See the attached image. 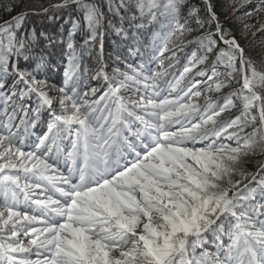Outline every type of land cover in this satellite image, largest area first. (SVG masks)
<instances>
[{"label": "snow or ice", "instance_id": "obj_1", "mask_svg": "<svg viewBox=\"0 0 264 264\" xmlns=\"http://www.w3.org/2000/svg\"><path fill=\"white\" fill-rule=\"evenodd\" d=\"M205 3L208 22L196 0H55L18 15L20 0H0V264H264V70L215 0ZM231 7L237 18L244 13L246 36L264 40V0H231ZM76 12L83 20L72 30L61 88L46 74L65 41L32 18L56 24ZM109 30L126 39L134 30L155 32L148 45L136 31L133 55L154 53L164 70L119 57L128 70L111 72ZM82 34L90 37L84 49ZM97 42L94 79L105 87L85 93L92 77L84 61ZM193 44L203 55L178 75L180 52ZM237 74L243 86L216 99ZM49 110L51 132L39 151H28L32 129ZM67 141L70 174L55 162L68 155ZM255 157L258 172L249 170ZM26 205L38 214H26ZM209 234L218 252L207 250Z\"/></svg>", "mask_w": 264, "mask_h": 264}, {"label": "trees", "instance_id": "obj_2", "mask_svg": "<svg viewBox=\"0 0 264 264\" xmlns=\"http://www.w3.org/2000/svg\"><path fill=\"white\" fill-rule=\"evenodd\" d=\"M21 3H23V7L18 8L17 13L15 15H18L20 12L27 10H44V5H47L51 7L52 3L55 2V0H20ZM95 2V0H93ZM217 4V10L222 17L224 24L231 29L236 36H238L244 46L248 49V56L251 60H254L257 63V66L264 70V40L257 41L253 43L247 36L244 31V13H241V18L235 17L233 14L235 13L236 9L231 7V0H215ZM196 3L200 6L202 9V17L203 19L208 22L210 20V13L208 11V6L205 3L204 0H196ZM8 19H11L12 16H8ZM0 19H3L0 17ZM33 23H39L41 24V31H48L50 35H52L54 38L62 39L65 41V43L57 45V52L52 54L51 64L52 67L48 70L46 74V78L50 79L54 84L59 86V83L64 87L67 84V70L68 66L70 64V44L72 42V30L75 27V21L76 20H83V17L80 13H72L70 16H68L66 19H64L61 22H58L56 24L51 23L47 20L45 17L35 16L32 18ZM200 17L194 18L193 23L198 24ZM119 23V20H117ZM209 28H212L211 23H209ZM129 27L131 28V24H129ZM161 29L163 28V25L160 26ZM136 31H141L142 36H148V34L143 33L142 30H134L132 33L133 39H126L125 37L121 36L120 34L113 32L109 30L108 38H107V55H108V62L111 65L110 71L115 72V68L117 66L124 68L125 71L128 70V65L124 63L122 60L119 59V57H124L125 59L129 60L132 63H135L137 65H142L147 60L151 64V68L154 71L162 72L164 70L163 65L155 60V54L148 52H145L140 55H133V44L136 43L134 37L136 36ZM198 34H203V32H200ZM90 37H86L85 35H80L77 40L81 46L82 49L89 47L86 44V40ZM179 40V37L176 38ZM155 40V32H152L150 36L147 38V44L151 45L153 41ZM175 46V45H174ZM92 50L88 53L87 58L84 61V72L87 76L89 71L91 72V77L87 80V82L84 84L82 91L87 93L88 91H91L93 87H105V82L103 80L96 81L94 79L97 68L99 65L97 64V57L99 56V42H97L96 45L91 46ZM203 46L202 45H191L187 47L186 50L180 52L181 57V63L179 64V67L177 69H173L172 71L177 73L178 75H183V70H186V67L192 62V57L196 55L197 52H200L201 55H203ZM219 57V52L214 53L212 56V61L217 60ZM167 63L170 66L172 64L171 59H167ZM59 65L61 68L60 72H57L55 70V66ZM26 67L30 65H25ZM209 67H211V62ZM221 71L227 72L228 69L223 67L221 65L220 68ZM193 77H195V74H193ZM170 79H175V77H170ZM199 80L205 81V90H207L208 87H211V84H209L208 78L206 77H199ZM214 83V82H213ZM242 82L236 80L233 87L228 88L225 90L224 93H213L214 97L216 99H221V97H227L230 95L233 91L237 90L238 88L242 87ZM170 94V93H169ZM63 95V94H60ZM103 95V93L101 94ZM99 99V97H97ZM37 107V104H33V115L35 108ZM57 110L62 112V105L58 103ZM239 111V110H238ZM235 115V113H228L224 118L227 119L230 116ZM55 121V116L52 114V111L49 110L44 113L43 118L39 124L38 127H34L32 129L33 135L29 136V145L28 147L31 148L30 151L36 150L39 151L38 145L39 143H42V138L46 137L51 132V125ZM254 129H250V131H253ZM22 133L24 135H27V129L22 130ZM33 146H36L35 148ZM73 147L72 141L66 142V149L68 151V154L70 156L71 148ZM261 158H253V160L249 163V169L253 172L259 171V160ZM210 239L212 240V243L207 246V250L209 252L215 253L218 252L220 249L218 247V241L217 238L211 234H209ZM229 238V237H228ZM228 238L225 239V243L228 244ZM201 254H203L204 249H201ZM40 259V257H39Z\"/></svg>", "mask_w": 264, "mask_h": 264}, {"label": "rangeland", "instance_id": "obj_3", "mask_svg": "<svg viewBox=\"0 0 264 264\" xmlns=\"http://www.w3.org/2000/svg\"><path fill=\"white\" fill-rule=\"evenodd\" d=\"M241 76H242V75L237 74V80H240ZM200 147H203V145H200ZM249 170H250V169H249ZM250 171H252V170H250ZM252 172H253V171H252ZM69 174H70V173H69ZM237 179H239V177H237ZM22 239H29V241H30V238H27V237H24V236H22ZM34 259H36V257H34Z\"/></svg>", "mask_w": 264, "mask_h": 264}]
</instances>
